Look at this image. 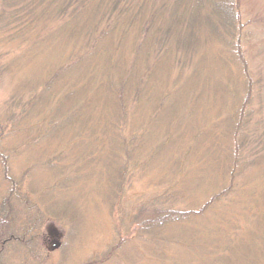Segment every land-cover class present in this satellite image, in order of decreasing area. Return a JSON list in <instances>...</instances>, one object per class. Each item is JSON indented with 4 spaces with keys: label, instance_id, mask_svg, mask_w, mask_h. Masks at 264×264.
Returning <instances> with one entry per match:
<instances>
[{
    "label": "rangeland",
    "instance_id": "rangeland-1",
    "mask_svg": "<svg viewBox=\"0 0 264 264\" xmlns=\"http://www.w3.org/2000/svg\"><path fill=\"white\" fill-rule=\"evenodd\" d=\"M240 6L251 36L244 58L257 73L264 0ZM209 41L186 70L154 59L139 101L113 131L109 89L126 60L75 59L81 40H0V234L20 240L0 252V264H89L108 253L99 264H264V142L251 149L246 134H257L264 112L252 102L257 118L241 129L234 163L241 84L220 43ZM147 58L140 54L136 68ZM57 153L64 160L47 165ZM62 162L72 166L62 172ZM164 209L196 214L160 225ZM149 217L158 226L139 235L135 226Z\"/></svg>",
    "mask_w": 264,
    "mask_h": 264
},
{
    "label": "trees",
    "instance_id": "trees-1",
    "mask_svg": "<svg viewBox=\"0 0 264 264\" xmlns=\"http://www.w3.org/2000/svg\"><path fill=\"white\" fill-rule=\"evenodd\" d=\"M79 21L85 23L84 28L77 25ZM244 27L240 0H0L1 41L29 43L32 39L36 43L48 37L51 40L59 38L60 43L71 39L78 45L81 40V53L79 56L76 55L78 52L74 53L75 59L82 60L88 55L102 54L111 62L126 60L124 74L109 89L112 113L115 115L111 122L113 131L117 127L116 120L119 123L124 120L128 104L134 105L139 101L140 87L156 64L154 59L170 58L168 65L171 64L175 70H186L197 48L207 42L212 43L209 40L219 42L222 46L220 56L238 71V83L241 84L240 92L243 94L242 108L237 110L232 132L234 163L242 150L244 133L241 129L247 126L249 130L252 119L257 118L254 110H251L252 102L257 100L258 112H264V68L257 73L249 69L244 58V41L251 36L244 32ZM126 42L130 45L127 53L124 45ZM142 53L151 57L147 58L143 70L136 68V61ZM55 74L52 78L56 79L59 73ZM52 80L48 79V82ZM33 100L30 97L27 101L31 104ZM253 126L257 134L254 137L252 133L246 134L251 141V149H256L264 142V120H258ZM87 157L92 159L91 154ZM64 158V155L57 153L47 159L46 164L51 166ZM63 162L60 166L62 172L66 166H72ZM232 172L233 169H230L231 176ZM61 177L64 175L61 174ZM6 207L5 203L1 212H6L3 215L5 223L8 215ZM194 212L157 210V222L165 225L185 221L189 215L196 214ZM154 224L155 220L149 217L148 220L138 222L135 228L139 235H147L152 227L158 226H152ZM13 241L20 243L11 231L3 229L0 234V252H5L8 243ZM25 244L22 246L26 247ZM107 255L89 264H99L107 259Z\"/></svg>",
    "mask_w": 264,
    "mask_h": 264
}]
</instances>
